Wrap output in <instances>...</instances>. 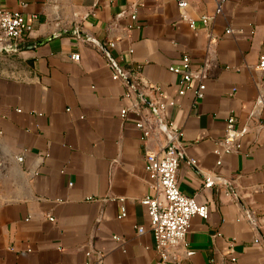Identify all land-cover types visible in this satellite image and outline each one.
Listing matches in <instances>:
<instances>
[{
    "label": "crops",
    "instance_id": "1",
    "mask_svg": "<svg viewBox=\"0 0 264 264\" xmlns=\"http://www.w3.org/2000/svg\"><path fill=\"white\" fill-rule=\"evenodd\" d=\"M177 1L0 0L32 26L27 42L46 40L0 53V264H156L144 155L167 134L135 125L152 124L154 98L173 101L164 120L182 132L179 189L208 205L180 264H264V0ZM183 56L204 69L201 99L178 93ZM110 63L140 81L131 96ZM229 116L250 129L225 154Z\"/></svg>",
    "mask_w": 264,
    "mask_h": 264
},
{
    "label": "built area",
    "instance_id": "2",
    "mask_svg": "<svg viewBox=\"0 0 264 264\" xmlns=\"http://www.w3.org/2000/svg\"><path fill=\"white\" fill-rule=\"evenodd\" d=\"M177 4L180 8L187 6L186 0H178ZM134 17V15H132ZM212 19L210 15H203L201 21L203 25H207ZM32 26L24 22L19 11L0 10V47H12L22 42H27ZM230 29L226 33H230ZM113 45L112 43L110 44ZM13 52V51H11ZM73 60H78V54H72ZM189 57L183 56L181 64L178 66H170V70L180 75L181 88L178 93L183 95L187 89H191L196 99L204 97L205 84L201 81L204 76V69L196 74L190 69ZM111 67V78L113 80H121V83L127 87L126 96H131L135 92V88L140 87V81L130 79L129 75H120L113 64ZM257 67L264 71V50L260 53ZM194 77L199 78L196 87L191 86ZM139 86V87H138ZM160 95V94H159ZM137 96L140 101H145V93L139 91ZM153 108L154 114L152 124L146 121H138L136 127L142 132V139H148L152 133V129L158 132H165L167 139L165 145L157 151L146 152L144 155L145 171L148 176L155 193L146 195L142 198V203L147 206L149 217V229L155 240L156 250L159 259L156 264H180L183 259L191 257L194 253L188 247L186 236L190 227V220L197 215L203 219L207 218L208 205L206 203H197L192 197L184 194L178 186L177 173L181 157L182 132L172 123L165 121L163 112L167 105H173V101L162 103L158 98H154L148 102ZM263 105V98L259 95L253 104L250 117H253L257 109ZM127 109L122 110V117H125ZM250 129L248 124H241L234 116L226 119L223 138L219 141L220 150L225 154L237 153L241 150V138ZM217 149L216 152H220ZM18 161L22 157H17ZM194 164L195 161L191 160ZM220 160L217 164H220ZM214 183L212 176L207 175L204 178L203 185L210 187ZM49 220L53 217L49 216ZM143 227H138V232L142 233ZM117 239V237H114ZM95 264H101L97 262Z\"/></svg>",
    "mask_w": 264,
    "mask_h": 264
},
{
    "label": "water",
    "instance_id": "3",
    "mask_svg": "<svg viewBox=\"0 0 264 264\" xmlns=\"http://www.w3.org/2000/svg\"><path fill=\"white\" fill-rule=\"evenodd\" d=\"M46 40L36 41V42H22L12 47H0V53H8L11 51H20V50H30L41 45ZM99 45V44H98Z\"/></svg>",
    "mask_w": 264,
    "mask_h": 264
}]
</instances>
